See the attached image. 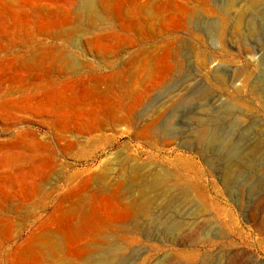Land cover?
<instances>
[{
	"label": "rangeland",
	"instance_id": "rangeland-1",
	"mask_svg": "<svg viewBox=\"0 0 264 264\" xmlns=\"http://www.w3.org/2000/svg\"><path fill=\"white\" fill-rule=\"evenodd\" d=\"M87 1L0 0V264H264V0Z\"/></svg>",
	"mask_w": 264,
	"mask_h": 264
},
{
	"label": "bare ground",
	"instance_id": "bare-ground-1",
	"mask_svg": "<svg viewBox=\"0 0 264 264\" xmlns=\"http://www.w3.org/2000/svg\"><path fill=\"white\" fill-rule=\"evenodd\" d=\"M92 2H94V1H92ZM92 2H91V0H89V1H87L86 2V6L88 7V10L90 11V10H92L93 9V4H92ZM95 4V3H94ZM94 10V9H93ZM163 180H164V178H163V176H161V175H159V176H156L154 179H153V182H152V185H155V186H159L160 184H162V182H163ZM151 183V182H150ZM147 185V184H146ZM145 185V186H146ZM142 186H143V184H142ZM153 187V186H152ZM145 188H147V187H145ZM148 188H149V186H148ZM193 196H194V194H193ZM191 198H193L192 197V195H191ZM197 199V198H196ZM190 200V199H189ZM149 207V206H148ZM149 211V210H148ZM99 264H105V263H99Z\"/></svg>",
	"mask_w": 264,
	"mask_h": 264
}]
</instances>
